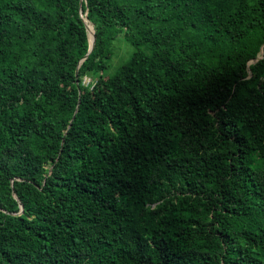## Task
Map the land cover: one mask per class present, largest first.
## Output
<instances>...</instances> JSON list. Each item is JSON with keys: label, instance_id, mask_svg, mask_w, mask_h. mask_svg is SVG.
Instances as JSON below:
<instances>
[{"label": "trees", "instance_id": "trees-1", "mask_svg": "<svg viewBox=\"0 0 264 264\" xmlns=\"http://www.w3.org/2000/svg\"><path fill=\"white\" fill-rule=\"evenodd\" d=\"M0 264H264V0H0Z\"/></svg>", "mask_w": 264, "mask_h": 264}, {"label": "water", "instance_id": "water-1", "mask_svg": "<svg viewBox=\"0 0 264 264\" xmlns=\"http://www.w3.org/2000/svg\"><path fill=\"white\" fill-rule=\"evenodd\" d=\"M83 16V15H82ZM83 19H84V22L86 24V27L89 31V25L87 23V17H84L83 16ZM94 45H95V33L93 32V44L90 43V50H89V53L85 56V58H83L80 62V64L87 58V56L92 52L93 48H94Z\"/></svg>", "mask_w": 264, "mask_h": 264}, {"label": "rangeland", "instance_id": "rangeland-1", "mask_svg": "<svg viewBox=\"0 0 264 264\" xmlns=\"http://www.w3.org/2000/svg\"><path fill=\"white\" fill-rule=\"evenodd\" d=\"M262 47H263V45H262ZM262 48H261V51H260V53H262ZM255 60L254 59H250V61H249V63H252V62H254ZM120 62V59L118 58V57H116V60H115V64H118ZM84 84L85 85H90V82H92V80H90V78H84Z\"/></svg>", "mask_w": 264, "mask_h": 264}, {"label": "bare ground", "instance_id": "bare-ground-1", "mask_svg": "<svg viewBox=\"0 0 264 264\" xmlns=\"http://www.w3.org/2000/svg\"><path fill=\"white\" fill-rule=\"evenodd\" d=\"M93 30L89 27L90 43L93 44Z\"/></svg>", "mask_w": 264, "mask_h": 264}]
</instances>
